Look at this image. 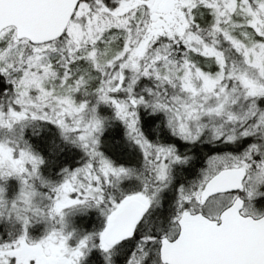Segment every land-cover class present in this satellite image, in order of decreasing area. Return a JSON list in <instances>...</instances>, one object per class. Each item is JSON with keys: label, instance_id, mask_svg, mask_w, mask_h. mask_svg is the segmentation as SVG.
Listing matches in <instances>:
<instances>
[{"label": "snow or ice", "instance_id": "snow-or-ice-1", "mask_svg": "<svg viewBox=\"0 0 264 264\" xmlns=\"http://www.w3.org/2000/svg\"><path fill=\"white\" fill-rule=\"evenodd\" d=\"M0 264H264V0H0Z\"/></svg>", "mask_w": 264, "mask_h": 264}]
</instances>
